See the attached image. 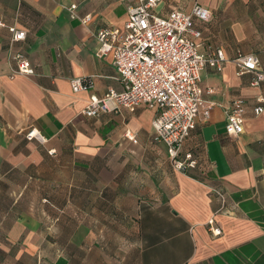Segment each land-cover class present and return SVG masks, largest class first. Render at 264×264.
<instances>
[{
    "label": "crops",
    "instance_id": "obj_1",
    "mask_svg": "<svg viewBox=\"0 0 264 264\" xmlns=\"http://www.w3.org/2000/svg\"><path fill=\"white\" fill-rule=\"evenodd\" d=\"M136 1L0 0V264H264V112L253 111L264 80L251 84L231 61L200 70L214 104L183 142L197 160L185 171L153 139L154 107L83 113L91 95L122 89L94 33L123 27ZM195 2L210 11L194 18L200 52H254L264 70V0H160L157 10ZM72 3L90 20L71 17ZM13 26L24 39L10 40ZM17 50L35 73L13 72ZM83 76L92 85L73 90ZM234 97L245 100L237 136L224 126Z\"/></svg>",
    "mask_w": 264,
    "mask_h": 264
},
{
    "label": "built area",
    "instance_id": "obj_2",
    "mask_svg": "<svg viewBox=\"0 0 264 264\" xmlns=\"http://www.w3.org/2000/svg\"><path fill=\"white\" fill-rule=\"evenodd\" d=\"M160 0H137L128 6L127 18L123 27L115 25L100 27L94 36L98 41L96 53L112 51V63L122 89L108 88L102 95H91L83 113L96 115L100 112L117 111L121 107L135 110L140 104L155 108L151 120L153 139L166 146L172 165L185 171L196 165V157L191 151H182L185 138L195 127L198 118L206 120L214 101L204 100L200 85V70L206 65L221 69L226 61H231L237 73L251 72V84L259 85L264 80V70L260 59L254 52L238 50L233 57H227L222 48L211 49L205 53L198 49L197 38L201 29L194 25V18L207 20L210 11L199 2L186 12L173 8L160 13L157 5ZM76 4L68 9L71 17L82 22L90 20V13L77 15ZM25 29L11 27V41L24 39ZM15 61L13 72L35 73V68L22 50L10 53ZM72 89H85L92 85L90 77L72 79ZM212 91L211 87H208ZM253 107L255 114L264 112V98L256 97ZM243 97H234L226 112L225 130L237 136L244 129ZM38 134L34 129L26 132L32 138ZM52 149L50 150V152ZM213 192L221 202L226 194L220 187ZM213 235L221 233L220 225L211 216L207 220Z\"/></svg>",
    "mask_w": 264,
    "mask_h": 264
}]
</instances>
